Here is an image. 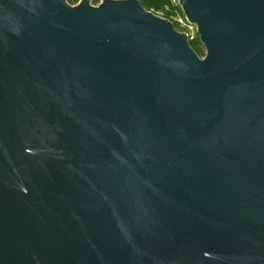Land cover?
Instances as JSON below:
<instances>
[{"label":"water","instance_id":"water-1","mask_svg":"<svg viewBox=\"0 0 264 264\" xmlns=\"http://www.w3.org/2000/svg\"><path fill=\"white\" fill-rule=\"evenodd\" d=\"M0 0V264H264V0Z\"/></svg>","mask_w":264,"mask_h":264},{"label":"rangeland","instance_id":"rangeland-1","mask_svg":"<svg viewBox=\"0 0 264 264\" xmlns=\"http://www.w3.org/2000/svg\"><path fill=\"white\" fill-rule=\"evenodd\" d=\"M94 6H99L103 0H91ZM143 2V6L146 10L153 12L155 15L162 18L169 17L170 21L175 20V18L180 13L179 0H140ZM180 9V10H179ZM182 11V10H181ZM169 20V19H168ZM198 40L195 41L194 47L195 52L201 57L205 58L206 50L203 45Z\"/></svg>","mask_w":264,"mask_h":264},{"label":"built area","instance_id":"built-area-1","mask_svg":"<svg viewBox=\"0 0 264 264\" xmlns=\"http://www.w3.org/2000/svg\"><path fill=\"white\" fill-rule=\"evenodd\" d=\"M172 22L179 32L187 34L190 42L199 39L197 27L188 21L182 11Z\"/></svg>","mask_w":264,"mask_h":264},{"label":"trees","instance_id":"trees-1","mask_svg":"<svg viewBox=\"0 0 264 264\" xmlns=\"http://www.w3.org/2000/svg\"><path fill=\"white\" fill-rule=\"evenodd\" d=\"M68 2L70 3V4H72V5H76V4H78L79 2H80V0H68ZM142 4H143V2H141ZM180 10V9H179ZM180 12H181V10H180ZM166 19H169L170 20V18L169 17H166ZM198 41L197 42H199V39H197ZM196 41V40H195ZM195 41H191V46L194 48V50H195V47H194V43H195Z\"/></svg>","mask_w":264,"mask_h":264}]
</instances>
